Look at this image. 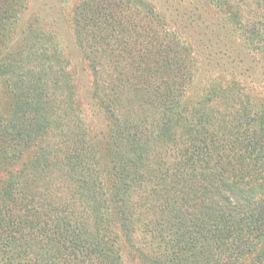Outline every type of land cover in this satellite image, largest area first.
<instances>
[{
    "label": "trees",
    "instance_id": "16d2710c",
    "mask_svg": "<svg viewBox=\"0 0 264 264\" xmlns=\"http://www.w3.org/2000/svg\"><path fill=\"white\" fill-rule=\"evenodd\" d=\"M57 1L96 121L0 0V264H264V0Z\"/></svg>",
    "mask_w": 264,
    "mask_h": 264
},
{
    "label": "rangeland",
    "instance_id": "374dc122",
    "mask_svg": "<svg viewBox=\"0 0 264 264\" xmlns=\"http://www.w3.org/2000/svg\"><path fill=\"white\" fill-rule=\"evenodd\" d=\"M70 5L62 7L64 8L63 11L65 10L64 14H62L63 11L57 0H30L29 9L22 16L20 25L23 29L33 19L39 17L44 30H50L57 35L55 39L58 42L60 41L63 51L71 62V71L77 82L78 100H80L79 102H81L84 108V116L86 117L87 115L88 118H91L89 120L92 121L94 120V110L90 97L92 77L75 44L70 21L73 6ZM53 26H57L58 28L55 29ZM260 67L261 70L264 69V62L260 63ZM256 99H259V97L256 96ZM125 262L126 264H140L131 254L125 255Z\"/></svg>",
    "mask_w": 264,
    "mask_h": 264
}]
</instances>
